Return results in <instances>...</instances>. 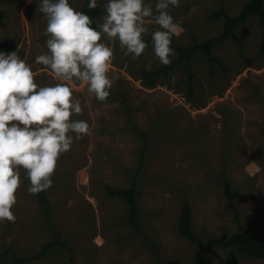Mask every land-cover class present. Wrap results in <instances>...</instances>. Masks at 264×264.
<instances>
[{
    "label": "rangeland",
    "instance_id": "374dc122",
    "mask_svg": "<svg viewBox=\"0 0 264 264\" xmlns=\"http://www.w3.org/2000/svg\"><path fill=\"white\" fill-rule=\"evenodd\" d=\"M84 1L69 3L81 11ZM247 1L180 0L179 7L170 6V14L184 31L172 42L188 45L219 34L224 18L214 17L215 11L223 6L237 15ZM99 2L103 15L106 0ZM145 2L154 5L156 0ZM39 4L40 0L0 1V9L7 12L0 19V41L20 36L18 56L37 73L38 84L53 85L57 81L50 71L35 63L37 55L47 52L48 38ZM236 32L242 45L232 38L217 45L214 53L223 65L217 64L212 72L202 51L194 55L192 99L183 64L162 76L156 87L143 84L142 69L162 65L150 34L144 36L148 47L136 59L125 56L118 41L104 39L114 50L109 75L116 78L115 83L106 102L90 97L86 87L73 85L83 114L72 119L88 122L89 134L74 140L71 150L61 155L48 190L52 221L61 241L73 250L76 264H159L161 258L195 262L199 243L178 230L184 195L192 203L193 227L200 241L229 237L238 222L219 179L224 171L232 180L243 223L253 227L264 243L263 28L253 16ZM173 49L171 60L178 55ZM123 92L127 104L122 101ZM129 112L132 122L151 138L137 178L143 233L128 222L125 200L110 196L105 187L131 185L141 165V142L127 126ZM21 180L12 209L16 221L0 222V264H14L11 256H2L5 251L15 253L19 264H71L70 251L64 246L31 259L55 236L37 195L27 191L30 182L23 169ZM228 253L229 249L214 248L206 264H224ZM229 264H264V259L255 261L239 252Z\"/></svg>",
    "mask_w": 264,
    "mask_h": 264
},
{
    "label": "clouds",
    "instance_id": "9594fccd",
    "mask_svg": "<svg viewBox=\"0 0 264 264\" xmlns=\"http://www.w3.org/2000/svg\"><path fill=\"white\" fill-rule=\"evenodd\" d=\"M87 6L96 9L98 0H89ZM170 6L179 7L180 0H156L154 5L106 0L104 14L93 27L92 18L69 0H40L47 52L37 55L35 63L57 82L38 84L37 73L16 51L0 52V222L16 221L12 209L22 169L30 195L48 190L61 155L71 150L74 140L89 134L88 122L72 119L83 114L73 85L86 87L90 97L106 102L116 78L109 75L114 50L105 38L118 41L124 55L136 59L148 47L144 36L150 34L155 57L164 66L171 64L172 39L184 29L174 22ZM146 69L151 70V64Z\"/></svg>",
    "mask_w": 264,
    "mask_h": 264
},
{
    "label": "trees",
    "instance_id": "16d2710c",
    "mask_svg": "<svg viewBox=\"0 0 264 264\" xmlns=\"http://www.w3.org/2000/svg\"><path fill=\"white\" fill-rule=\"evenodd\" d=\"M2 1V0H0ZM89 0H85L81 11L89 15L93 20V27L100 22L102 15V6L98 0V7L96 9L88 8ZM257 16L263 28L262 39H261V48L264 51V0H248L240 12L237 15H231L225 7H221L215 11L214 17L224 18V27L222 31L215 35L211 36L203 41H195L188 45L175 44L171 43V47L177 49L178 55L175 59L172 60L171 64L168 66L161 65L157 68L147 70L146 68L142 69V81L147 88H154L159 84V80L162 76L167 75L170 71L178 68L180 65H184L185 70L187 71V92L190 99L193 98L195 94V78L196 74L192 69V59L194 55L202 51L208 60L210 71L212 72L217 64L222 66L221 58L214 53V49L217 45L223 42L226 39L232 38L234 41L238 42L239 45H242V38L236 32V27L246 23L251 17ZM7 12L3 9H0V19L6 18ZM21 41L20 36L16 35L9 40L0 41V52L10 53L17 51L19 49V43ZM123 102L127 104L128 96L125 92L121 93ZM136 123L132 122L131 112H129L128 125L130 130H133L140 138L141 142V165L137 170L134 180L131 185L126 187H116L110 184H105L107 193L112 197H121L125 200L128 207L127 220L130 225L138 233H143L142 225V215L139 207V197L140 190L137 182L139 172L142 169L143 162L146 158V153L149 149L151 138L147 130H144L141 126L135 125ZM220 182L222 183L224 193L226 194L228 200V207L235 212V218L237 220V228L229 237H210L206 241H200L199 234L195 231L193 227V206L188 196L184 195L180 215L178 218V230L182 236L189 239L192 242L199 243L198 250L196 252V259L193 263L184 262L178 259H160L159 264H206L207 256L214 248H225L229 249L227 260L224 264H229L235 257L236 253H242L249 258L258 261L264 259V243H262L259 235L256 230L243 223L242 215L237 199L236 192L230 176L226 171L222 172L219 177ZM49 190V189H48ZM48 190L42 191L37 195L41 206L45 211V222L49 225L50 230L55 236L53 240L45 242L41 245L38 252L31 259H39L45 256L51 248L57 246H64L70 251V261L71 264H76L74 261L73 250L70 249V245L64 241H61L60 233L55 226V223L52 221V203L51 196L48 193ZM11 249V247H9ZM3 257L13 259L14 264H19L21 259L16 256L13 252H3Z\"/></svg>",
    "mask_w": 264,
    "mask_h": 264
}]
</instances>
